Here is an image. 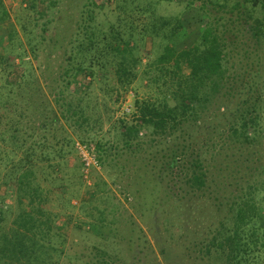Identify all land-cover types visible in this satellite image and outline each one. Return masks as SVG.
<instances>
[{
	"label": "trees",
	"instance_id": "1",
	"mask_svg": "<svg viewBox=\"0 0 264 264\" xmlns=\"http://www.w3.org/2000/svg\"><path fill=\"white\" fill-rule=\"evenodd\" d=\"M5 1L15 0H0V23L14 19L0 39V264H60L66 223L53 208L72 207L85 183L76 141L101 168L139 153L123 242L143 254L145 225L161 261L139 264H264V0H188L206 20L181 50L184 20L152 0H116L111 19L114 0H17L13 15ZM139 77L155 96L134 100L132 122L91 106L92 91L118 102ZM104 125L112 137L94 142ZM96 211L89 231L118 223Z\"/></svg>",
	"mask_w": 264,
	"mask_h": 264
},
{
	"label": "rangeland",
	"instance_id": "2",
	"mask_svg": "<svg viewBox=\"0 0 264 264\" xmlns=\"http://www.w3.org/2000/svg\"><path fill=\"white\" fill-rule=\"evenodd\" d=\"M211 1L217 3L220 0ZM152 2L153 9L159 15L164 17H180L184 20L183 23L186 28L175 39L173 45L178 50L189 47L199 34V30L203 26L206 17L198 13L194 8H187L189 4L188 0H152ZM4 5L12 14L13 10L18 6V2L17 0L5 1ZM116 5L117 2L114 0L107 9L106 18L109 17L111 19L113 15L118 13ZM13 20V17H11L6 22L0 23V39H2V43L5 30L13 23ZM153 96H155L154 90L145 80L142 81L139 77L127 96L124 97L123 92H121L118 102H114L115 95L109 97L108 95H104L99 89L91 92L90 102L91 106L93 103H105L107 105L106 112H114L113 120L122 118L130 123L135 120V115L132 114L134 112V108L132 107L134 100L136 98L144 99ZM127 109L129 110L128 115H126ZM108 130L109 126L104 125L102 133L96 134L94 142L106 144V141L113 134ZM73 162H75L74 155L69 156V164H73ZM134 165L139 166V153L136 156H132L121 152V155L116 158L115 162L108 161V164L92 173L90 185L85 183L81 185L75 184L73 190L77 197L71 201L72 207L65 211L61 203H55L53 211L64 212L58 221L66 223V229L63 231L66 241L60 264H101L103 261L110 264H139V259L141 261L144 256L146 258L147 256L157 257V261L161 263L153 234L152 232H148V228L145 225H141V227L147 232L148 244L142 247L143 254H130V251L126 249V243L123 242L127 234L134 235V232H130L131 221L128 222V219H126L128 217L126 211L131 212V207L125 199L129 182L136 175L135 172L139 173V167H135ZM93 191L95 195L94 197H90L88 194ZM103 209H105L107 221L115 218L118 223L114 225H99L98 234L89 231L88 224L94 221L91 217L97 219L96 210ZM65 214L72 216V222H66ZM174 221L176 222V220ZM137 223L139 224V221ZM180 223L179 221L178 225ZM76 225L80 229H76L74 227ZM169 236L168 233H164V237L168 238ZM95 247L107 250L109 254L105 257L103 256V258L101 255H97Z\"/></svg>",
	"mask_w": 264,
	"mask_h": 264
},
{
	"label": "built area",
	"instance_id": "3",
	"mask_svg": "<svg viewBox=\"0 0 264 264\" xmlns=\"http://www.w3.org/2000/svg\"><path fill=\"white\" fill-rule=\"evenodd\" d=\"M128 112L129 110L127 109L126 113ZM74 149L82 166L83 181L90 185L92 173L100 168L96 156V149L94 146L79 141L75 142Z\"/></svg>",
	"mask_w": 264,
	"mask_h": 264
}]
</instances>
